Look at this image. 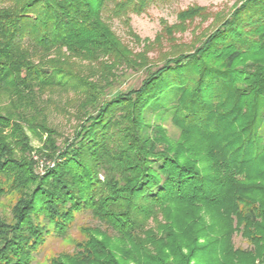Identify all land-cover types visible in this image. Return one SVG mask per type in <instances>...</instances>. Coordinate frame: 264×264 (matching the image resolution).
Here are the masks:
<instances>
[{
	"label": "trees",
	"instance_id": "16d2710c",
	"mask_svg": "<svg viewBox=\"0 0 264 264\" xmlns=\"http://www.w3.org/2000/svg\"><path fill=\"white\" fill-rule=\"evenodd\" d=\"M152 1L0 0V194L17 195L0 216V264H32L82 211L98 224L47 264H264V0L191 4L140 37L129 13ZM52 110L72 122L62 145ZM28 132L56 159L42 176Z\"/></svg>",
	"mask_w": 264,
	"mask_h": 264
},
{
	"label": "rangeland",
	"instance_id": "374dc122",
	"mask_svg": "<svg viewBox=\"0 0 264 264\" xmlns=\"http://www.w3.org/2000/svg\"><path fill=\"white\" fill-rule=\"evenodd\" d=\"M237 0H154L150 2L144 9L143 12L136 14L133 12L129 13L130 21L129 24L131 28L140 36V37H150L153 38L156 32L161 28V19H165L168 23H174L176 21V13L179 9L185 8L191 4H198L208 8L210 12H216L223 10L227 12L230 10ZM112 4H110L111 6ZM212 17L203 21L199 24V18H196L193 22L195 26V33L199 32L200 29L207 26ZM113 29L120 35V37L128 43L130 46L135 47L134 42L131 40L130 35L128 34V27L124 24L122 18L112 17L110 19ZM190 26L183 33H176V37L182 41H189L193 35L192 28ZM153 55L152 52L149 53ZM138 74H133L128 76V78L121 85V89H127L129 87H135L139 84L140 78ZM69 93L66 92H56L53 94V98L61 103L64 101ZM50 120L53 125H55L62 135L58 136V143L62 145L63 139L71 134L72 131V122L62 112H56L52 110L50 112ZM153 122H158L162 124L167 130V136L171 139H176L178 137L179 131L172 125L169 117L164 118H152ZM30 135V141L34 150L31 151L30 155L35 162L43 157L42 153H38L37 149L42 146L43 138H39L31 132H28ZM259 134L261 140L264 142V120L259 128ZM55 159V158H54ZM35 171L38 175L40 174L35 167ZM47 171V170H46ZM16 194L14 192L6 191L3 194H0V216L10 219L11 217V207L16 199ZM96 220L92 218L88 211H82L75 213V219L69 227L67 235L61 237L54 233H50L46 236L44 244L39 248V250L34 254V260L32 264H47L48 260L55 254L63 251H72L75 245V242L83 237L82 228L87 225H96ZM232 242L235 247L246 249L251 246L249 241L244 238L240 232H234L232 236Z\"/></svg>",
	"mask_w": 264,
	"mask_h": 264
},
{
	"label": "built area",
	"instance_id": "2783aa9c",
	"mask_svg": "<svg viewBox=\"0 0 264 264\" xmlns=\"http://www.w3.org/2000/svg\"><path fill=\"white\" fill-rule=\"evenodd\" d=\"M55 162H56V159H54V158L49 159L46 157H43V158L37 160L36 161V168H37L38 173L42 174V173L46 172V170H48L49 168L54 167Z\"/></svg>",
	"mask_w": 264,
	"mask_h": 264
}]
</instances>
